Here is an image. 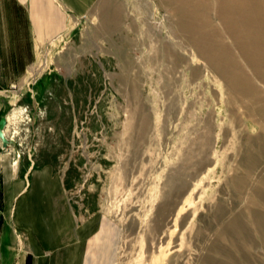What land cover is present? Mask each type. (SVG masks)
I'll list each match as a JSON object with an SVG mask.
<instances>
[{
	"label": "rangeland",
	"instance_id": "obj_1",
	"mask_svg": "<svg viewBox=\"0 0 264 264\" xmlns=\"http://www.w3.org/2000/svg\"><path fill=\"white\" fill-rule=\"evenodd\" d=\"M216 15L255 100L165 0H99L8 93V147L102 211L115 264H264V82Z\"/></svg>",
	"mask_w": 264,
	"mask_h": 264
},
{
	"label": "crops",
	"instance_id": "obj_2",
	"mask_svg": "<svg viewBox=\"0 0 264 264\" xmlns=\"http://www.w3.org/2000/svg\"><path fill=\"white\" fill-rule=\"evenodd\" d=\"M98 1L0 0V120L9 118L13 85L36 71L38 49ZM17 154L0 138V264H115L117 228L102 211L76 210L53 164Z\"/></svg>",
	"mask_w": 264,
	"mask_h": 264
},
{
	"label": "bare ground",
	"instance_id": "obj_3",
	"mask_svg": "<svg viewBox=\"0 0 264 264\" xmlns=\"http://www.w3.org/2000/svg\"><path fill=\"white\" fill-rule=\"evenodd\" d=\"M165 1L178 14L180 22L182 21L180 26L185 27L184 21H187V26L191 31L190 35L194 38H201L202 42L205 43L206 58L212 67L215 65L219 72L227 73V77L230 76V85L233 84V89L245 97L248 96L255 100L256 89L246 74L229 71V65L233 62L234 55L229 47L224 45L222 33L217 30L207 31L205 27L210 24L212 8L216 9V17L221 21L224 32L229 35L235 48L254 75L264 82V0ZM244 86H247L248 90L242 92L241 89Z\"/></svg>",
	"mask_w": 264,
	"mask_h": 264
},
{
	"label": "water",
	"instance_id": "obj_4",
	"mask_svg": "<svg viewBox=\"0 0 264 264\" xmlns=\"http://www.w3.org/2000/svg\"><path fill=\"white\" fill-rule=\"evenodd\" d=\"M6 124H7V120H6V118H5V117L1 118V120H0V138L4 141V145H5V146H6V145H9V142H8V140L5 138V135H4V132H3V130H4L5 126H6Z\"/></svg>",
	"mask_w": 264,
	"mask_h": 264
}]
</instances>
